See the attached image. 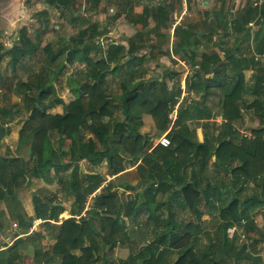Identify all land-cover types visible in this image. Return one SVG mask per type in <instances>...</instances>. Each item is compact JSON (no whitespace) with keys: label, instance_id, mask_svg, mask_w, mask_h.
Here are the masks:
<instances>
[{"label":"trees","instance_id":"trees-1","mask_svg":"<svg viewBox=\"0 0 264 264\" xmlns=\"http://www.w3.org/2000/svg\"><path fill=\"white\" fill-rule=\"evenodd\" d=\"M53 2L58 1L49 0V3ZM256 8L259 7H255V10ZM173 9L172 1L156 7L147 4L137 18L142 23L134 37H143V29L149 27L148 17L155 23L150 27L152 31L158 32L160 27L167 28ZM247 11L248 17L252 9H246ZM40 15L46 21L47 12ZM247 17L240 15L234 18L230 32L238 36L241 42L239 45L236 40V44L228 48L221 46L222 37L228 32L220 33L218 42H213V35L218 34L216 31L209 29L206 34L199 36L191 31L190 26L177 25L170 40L168 30L165 29L163 35L172 42V50L167 49L164 55L174 63V55H179L181 61L191 66L192 73L186 75L184 85L193 99L184 104V99L181 103L178 101L181 93L178 90L179 80H176L172 89H168L165 81L183 73L184 69L178 67L180 65H175V68L165 65L167 70L162 78L144 79L147 71L137 68V65L147 62L148 58L138 55L143 46L134 43L132 38L128 39V48L112 44L107 47L106 54H102L98 43L93 41L94 33L91 32L88 39L86 30L83 29L77 35L64 37L55 45L47 43L39 51L38 43L22 30L18 34L19 41L9 49L2 50L8 54L7 63L15 71L17 65L26 67V58L21 61L25 56L35 55L38 64H34V69L27 73L25 84H20L21 88H16L17 84L15 85V91L22 96V101L0 110V138L5 132L4 127H7L3 120H7L5 116L10 113V116L12 113L15 116L26 113L18 126L21 127L18 134L24 130L29 132L28 138L18 146L17 154L8 157L0 153V202H6L5 207L0 210V231L11 229L10 225L16 226L12 236L14 239L10 243H0V264H20L22 245L26 240L29 247L30 242H33L34 259L40 260V255L41 259L44 258L38 264H135L137 258L142 259V264H167L165 237H159L157 243L152 242L138 248L134 251L135 255L131 251V257L120 263L108 259V254L99 255V248L112 251L115 242L130 241V238H134V241L136 237H143L137 236L139 232L142 233V229L139 225L141 221L135 214L136 209L143 207V204L147 208L150 230L165 226L162 234L169 236V250L183 248V254L173 264H198L194 250L188 246L190 236H193L188 231L191 223L179 218L183 210L189 209L197 221H200L202 214L218 209L222 218L227 219L228 213L232 221L239 222L247 217L249 211L252 212L253 207L260 206L256 202L260 198L264 199V61H254L252 54L254 51L264 54V38H259L257 34L252 37L247 32L250 18ZM37 35L38 33L34 35L35 39ZM244 42L245 45L241 47ZM198 44L204 47H200L203 53L197 59L196 52L200 50ZM217 45L223 55L213 49ZM249 47L251 51L247 57L245 51ZM242 48L245 50L241 52ZM92 49L101 57L90 58ZM240 53L241 56H238ZM41 54L47 63L44 68L41 66ZM80 64H83L82 68ZM121 64L124 65L123 69ZM162 66L160 65L161 69ZM67 67H74L76 70L68 73L65 70ZM252 67L255 72L254 80L249 82L246 71ZM134 72L138 74L135 79L131 77ZM116 76L121 79L113 87L111 79ZM8 79L9 77L4 79L0 92L2 89H9ZM59 79H64L71 93L68 100L64 101L57 94L55 83ZM51 90H55L56 94L49 97ZM0 95L7 97L4 92ZM58 107L61 112L53 111L58 110ZM214 110L224 119L220 130L211 137L206 134L202 141L192 139L187 121H210L216 115ZM143 115H150L153 119L155 133L152 136L140 131ZM246 117L251 121L258 118L263 125L252 128V138L239 135L233 125L235 122L244 123ZM208 124L205 123L204 127ZM7 129L16 130L11 125ZM87 130L98 140L100 147H96V140L87 136ZM165 132L170 144L166 147L153 146L154 139ZM22 148L27 151L25 155L20 154ZM211 156L214 157V167L207 168V161ZM81 159L92 166L105 163L109 175L125 174V180L120 185L127 191L135 189L132 199L125 204L131 221L135 216L131 225H123L119 218V194L111 189L112 183L102 187L105 191L94 196L92 209L88 211V214L94 211V216L91 217L93 220L84 216L82 212L88 195L96 192L105 178L100 174L84 171L79 176L81 167L78 161ZM132 166H135L139 178L145 181L142 194H139L137 186L127 180V175H131L132 170L127 171L125 168ZM187 166L194 167L193 171H187ZM205 168L211 170L205 173ZM31 178L42 179L47 184L56 179L57 183L63 185L66 194L72 193L75 205L71 216L57 223V218L66 210L65 207L59 201L56 203L52 198L46 199L36 193L31 198L32 215L25 211L21 202L14 201L17 191L28 185ZM247 184L250 187L255 184L256 188H253L255 191L247 199L242 200L243 207L240 209L239 195L246 193L244 185ZM165 192L169 193L167 201L161 202L157 207L165 210L168 217L161 218L152 212L150 204L160 203L161 200L155 199V194L162 195ZM149 193H153V196ZM201 204L206 206L205 211H200ZM97 208L102 209L106 215L99 217L94 224L98 216ZM6 213L11 218V223L4 227L1 219L5 218ZM37 220L42 222L46 235L31 229ZM229 224H222L223 229L229 228ZM135 225L140 228L135 229ZM144 225L148 227L146 223ZM174 227H179L180 230H174ZM198 228L199 225L194 227V234ZM44 237L53 239L50 251L43 250L40 243H34ZM228 238L232 240L234 237ZM260 239L262 240L254 238L251 244H243L238 251H233V246L230 249L231 243L225 239V254L234 258L235 263L244 259L249 264H260L262 258L258 256V250H254ZM85 241L88 245L84 246ZM136 242L138 241L134 245ZM74 250H79V253ZM211 264L218 263L212 261Z\"/></svg>","mask_w":264,"mask_h":264},{"label":"rangeland","instance_id":"rangeland-1","mask_svg":"<svg viewBox=\"0 0 264 264\" xmlns=\"http://www.w3.org/2000/svg\"><path fill=\"white\" fill-rule=\"evenodd\" d=\"M171 3V2H170ZM165 3H162L160 5H164ZM109 6H113V4H109ZM114 7V6H113ZM262 7V6H260ZM114 12L109 11L108 9H105V15H103L104 18V23L111 25L110 29H112V27H114L115 31L113 30L111 34L112 37V41H116V43L118 45H123L124 47L128 48L129 45V41L128 39L132 38V41L134 43H136L137 45H141L143 46V48L141 49V51L139 52L138 55H144V57L146 56L148 58V61L145 62L143 64L137 65V68L139 69H143L146 70L145 75H144V79H150V78H162L164 74V71L167 70V67L165 65H171V67H176L175 65L179 64L177 61L176 63H174L173 60H168V57H166L164 54L167 51H171L172 50V42H170V40L163 35L164 29H168L169 26L171 24L176 23L177 21L181 22V17H178V15L176 14H172L170 15V19L169 20V24L167 28H162L160 27L158 32H154L150 29V27H146L145 29H143V37L138 38V37H134V35L136 33L132 32V30L127 29V28H123L122 29V34L118 31V29H120V25L119 28L117 29V26L119 24L120 20H115V22L113 19V14ZM77 17V16H76ZM151 20V19H150ZM149 20V21H150ZM81 22V21H80ZM251 22V21H250ZM249 22V23H250ZM264 22V19L261 21L260 20H256L253 24L249 25L247 24L248 28H251V31L249 29L250 35H252V37L254 36V27L257 25H261V23ZM75 24H80L79 21H75ZM124 24V23H123ZM154 21L152 20V23L149 24L150 26H153ZM66 26V23H58V24H53L50 23V26L55 29V30H59L60 26ZM185 24H181V26H184ZM254 25V27L252 26ZM29 28L31 27V29L36 30V27L33 25V23H28ZM68 26V25H67ZM125 26V25H123ZM170 31V30H169ZM18 32V31H17ZM50 32V31H49ZM171 32V31H170ZM95 33V32H93ZM222 34V32H218L219 36ZM30 35H32V32L29 31ZM264 34V33H262ZM170 35H173V32L170 33ZM235 35H233L232 33L227 35L228 40H231ZM52 38H54V42H57V39L53 36H51ZM225 37V36H224ZM222 37V38H224ZM172 38V37H171ZM221 38V39H222ZM11 41L13 42L15 40V42H18V36L17 39L16 37H11L10 38ZM219 39V37H216V40H213V42H216ZM169 40V41H168ZM166 41V42H163ZM41 46H43L42 43H40ZM114 45V44H113ZM198 52H196V58H199V55L203 53V50L200 48L201 44H198ZM204 47V46H203ZM202 47V48H203ZM243 47V45L241 46ZM220 47L217 46L216 49L218 50L217 52H220ZM254 49H256V46H253ZM37 49H39V51L41 50V47L37 46ZM212 49V48H211ZM215 49V48H213ZM215 49V50H216ZM245 48H242L241 52L244 51ZM202 51V52H201ZM251 51V47H249L248 51H245L247 53V57L248 54ZM0 56H1V61H0V87L4 81L5 78L9 77V89L5 90L2 89L0 94H2L3 92L5 93V95L7 97H3V95H0V110L1 108L4 109H8L10 107H13V105L20 103L22 101V96L17 93L15 91L16 88H19L20 84H25V76L27 75V73H30L33 69H34V64L37 65L38 61L36 59V56H25L21 61L25 60L26 62V67L25 66H20L18 67L17 65V69L15 71H13L12 67L7 63L8 61V54H5V51H1L0 50ZM220 55L222 54V51L220 52ZM41 66L44 68L45 65H47L46 61L43 58V55L41 54ZM176 57H180L179 55H174ZM238 56H241V53L238 54ZM163 59H162V58ZM176 57H174L176 59ZM19 61V63L21 62ZM162 61V62H161ZM165 64H164V63ZM23 63V62H21ZM186 65V71H188V73H192L191 72V66H189V64L186 62L184 63ZM114 64H112L113 66ZM160 65L162 66V69L160 67ZM124 65H120V67L123 69ZM131 66V64H129V67ZM178 66V65H177ZM180 67V66H178ZM183 68V67H180ZM65 70H67L68 73L73 72V70H76V68L74 67H67ZM247 72V71H246ZM255 74V73H254ZM254 74H252L250 77H248V81H253L254 80ZM125 78H128L127 74H124ZM138 74L137 72H134L133 75L131 77H134L133 79L137 78ZM185 73H179L178 76L174 77L173 79H165L166 81V85L168 87V89H172V87L175 86V84L177 83L176 80H179V86H178V90L181 91L180 93V97L178 98V101L181 103V101L183 100V103H188L191 99H193V95L191 94L188 95V93L186 92L185 89ZM121 77L119 78L118 76H116L115 78L111 79V85L113 87L118 85V81L120 82ZM17 84V87L15 88V85ZM55 86L57 87V94L60 97H63L64 101L68 100L69 97L71 96V93L69 91V89L66 87L64 79H59L56 83ZM22 86H20L21 88ZM118 91L119 88H117ZM117 91V92H118ZM51 95L49 97H52V95L54 96V94H56L55 90H51ZM196 97H198V95H196ZM72 98V97H71ZM70 98V99H71ZM50 99V98H49ZM179 106V105H178ZM175 107V109L178 108ZM185 107V106H183ZM16 108V107H15ZM22 108V107H21ZM59 108V107H58ZM57 108V109H58ZM53 111H58L61 112L60 108L58 110H53ZM215 114L214 117L209 121V120H198L196 122L191 121L190 124L187 123V125L189 126V128L191 129V135H192V139L194 140H199L202 141L203 138H205L206 134L208 135V137H211L214 133H217L222 124L224 119L222 118V116L220 115V113H217V110H214ZM252 114V112H247V114ZM11 114V113H10ZM10 114H7L5 117L7 120H3L5 123H7L8 125H11L12 129H16L14 131H17L21 128H19L18 126H20L21 120L24 117L23 114L22 115H18L15 116L14 113H12V115L10 116ZM117 115H120L118 112H116ZM26 115V113L24 114ZM176 115V112H175ZM174 115V116H175ZM1 116V114H0ZM10 117V118H9ZM13 117V118H12ZM250 118L246 117V121L243 122H235L234 128H236L238 130V132L240 133L239 135L242 136H247L252 138L251 135V131L252 128L255 127H262L263 125L259 123L258 118L257 120L254 122V125L252 124L251 120H249ZM252 119V118H251ZM143 120V126L140 128V131L152 136L153 133H155V125L153 122V119L151 118L150 115H143L142 117ZM205 123H209L206 127H204ZM18 127V129H17ZM6 128V127H4ZM87 135H90L89 131L87 130ZM28 131L24 130L22 133L20 132V134H16L17 138H13V139H6L4 141L0 140V147L5 149H1L0 148V153L1 155L4 156H12L17 154L16 150L18 149V146L22 144L23 141H25L28 138ZM166 133V132H165ZM92 137V136H91ZM264 137V136H263ZM93 139H95L94 137H92ZM96 147L98 148V145H96ZM7 150H9L10 152L8 153ZM27 151H25L23 148L20 151V154L25 155ZM33 158H35V156H32ZM214 157L211 156L208 161L207 164H210V167H214ZM78 165L81 167V170L78 172L79 176L81 175V173L84 172H90V173H97L100 174L102 176H104L105 181L102 183L101 187L94 193L88 195V199L85 203V209L82 212L84 214V216L86 215L87 217H93L94 216V211L91 214H88V211L92 209V202H93V198L95 195H97L98 193L105 191V188L102 189V187H106V185L108 183H112L113 187L111 188L112 190H116L117 193L119 194V202H120V208H119V218L122 221L123 225L129 226L132 224V221H134L135 216L133 218V220L131 221L130 217L127 216L128 215V210L125 206L126 203H129L130 200L132 199L134 193H135V189L134 190H130L127 191L126 189L123 188V186L120 185L121 182H123L125 180V174L123 175H109L107 173V168L105 163L96 165V166H92L90 165V163L84 159H81L78 161ZM194 167H189L187 166V171L191 172L193 171ZM133 169V170H132ZM125 170H132L131 171V175H127V180H130V183L134 186H137V189L139 191H143L144 187H145V181H141L139 178V174H136L135 172V166L134 167H128L125 168ZM208 173V172H205ZM219 181V179H218ZM225 181H226V177H225ZM256 188L255 184H251V187L249 186V184L244 185V189H245V194L243 192L244 195H239V198L241 200H239L238 203V208H242L243 205H241L243 202L242 200H244L245 198L247 199V197H249L253 191H255ZM258 190V189H257ZM256 190V191H257ZM65 190L63 189V185L60 183H57V180L54 179L52 183L46 184L45 182H43V180L41 179H32L31 182L26 185L25 187H23V189H20L17 191L16 193V200L14 201H19L22 203L23 208L25 209V211L27 213H30V215L33 214V210L30 206L31 203V198L33 193H36L37 195H41L44 196L46 199H53L54 202L57 203V201H59L64 207H65V211L62 212L58 218H57V223L61 222L65 217H70L71 216V212L72 209H74V205H75V196L72 193L66 194L64 192ZM260 192V191H259ZM130 193V194H128ZM169 193H164V194H158L156 196V200H161L160 203H156V204H150V208L152 210L153 213L159 215V217L161 218H167L168 215L166 213L165 210H160L157 205L161 204V202H166L167 201V197H168ZM242 194V193H241ZM156 195V194H155ZM260 198V197H259ZM261 200L259 202H256V204L258 203L257 208L253 207L252 212H248V215L245 219H240L239 222L236 221H232V219L230 218V215L227 213L226 215L228 216L227 219L222 218V214L220 212L219 214V210L216 209L215 211L212 212H206L205 214H203L200 217V221H197L195 215L193 212H191L189 209H185L183 210L180 214H179V218L183 221H185L186 223H191L190 225V230H188L193 236H190V241L188 246L190 245L192 247V249L194 250L195 253V257L198 261V264H211L212 261L217 262L218 264H249L248 260H240L239 262L235 263L233 261L234 258L230 257V255L225 254L226 248L224 247V243L225 242H230V249L233 246L232 250L233 251H238L240 249V247L247 243L248 245L251 244V241L254 238H262V240L260 239L258 243L255 244V249L254 250H258L259 253H264V199L260 198ZM262 201V202H261ZM156 202V201H155ZM246 205H248L246 203ZM200 211H205V205L203 206V204L200 205ZM4 203L0 202V210L2 208H4ZM95 210V209H94ZM147 208L145 207V205L143 204V207H139L138 209H136V215H137V219L139 221H141V223H139V225H141V228L138 227L137 225L134 226L135 229L140 228L142 229V233H138L137 236L139 235H143V237H136L133 241L134 238H130V241L128 240H123V241H119V242H115L113 244V249L112 251L107 249V248H99L98 252L100 256H103L105 254L107 255V258L110 260H114V262L116 263H120V261L122 260H126L127 258L131 257V251H133L132 255H135L134 251H136L138 248L143 247L149 243L155 242L157 243V241L159 240V237L163 238L165 237L167 240H169V236L168 235H163L162 232H165V226L161 227V228H155L150 230L151 227H149V220H148V213H147ZM239 210V209H238ZM140 211V213H139ZM97 212H98V216L97 219L94 220V224H96L99 220V217H104L106 214L102 211V209L97 208ZM10 218V217H9ZM153 220H155V218H152ZM152 219L150 220L151 225L153 224ZM3 221V226H7L8 224L11 223V218L7 219V218H2L1 219ZM89 220H93L92 218ZM148 220V221H147ZM175 220V219H174ZM147 224L148 227H145L144 224ZM228 223H230L229 228L227 229H223V225H227ZM199 225V228L197 229V232L194 234L195 229L194 227ZM250 226H252L251 228H249ZM11 227V231L9 232L8 229L5 228L4 233H8L7 236H3V238L0 237V241L4 239V241L6 242H11V240H13L14 238L13 233L16 230V226H12ZM225 228V227H224ZM33 231L38 232L41 235H46V232L44 230V226L42 225V222L40 220H37L34 222L32 228ZM164 230V231H163ZM174 230H180L179 227H174ZM3 233V232H2ZM1 234V233H0ZM30 234V233H29ZM28 234V235H29ZM145 235V236H144ZM234 237L231 239H229L228 237ZM160 238V239H161ZM225 239L227 241H225ZM141 240V241H140ZM166 240V246L168 248V254H167V264H173L182 254H183V248H176V249H170L168 247V241ZM136 242V244L134 245V242ZM263 242V243H262ZM31 246L29 247V243L28 240L25 241V244L22 245V256L20 259V264H38V262L40 260H44V258L41 259V256L39 257L40 260H35L33 257V242H30ZM34 243H40L41 247L43 248V250L46 251H50L52 243H53V239L52 238H48V237H44V239L40 240V241H35ZM85 245H88V242L85 241L84 243ZM74 252L79 253V250H74ZM56 259H59V257H57ZM263 259V258H262ZM261 259V261H262ZM142 259L141 258H137L134 263L135 264H142ZM261 264V263H260Z\"/></svg>","mask_w":264,"mask_h":264},{"label":"crops","instance_id":"crops-1","mask_svg":"<svg viewBox=\"0 0 264 264\" xmlns=\"http://www.w3.org/2000/svg\"><path fill=\"white\" fill-rule=\"evenodd\" d=\"M57 1L58 2L49 3V0H27L26 2H24V4L27 5V11L24 12L23 14H20L21 11L20 9L22 8L21 0H0V32L7 31L10 38L16 37L17 39L18 34L22 30H25L27 34L29 33V31H31L32 35L29 34L30 38L33 41H35V43L36 42L39 43V46L42 48L47 43H51V45H55L56 43H59L61 39H64V37L77 35V33L80 30L85 29L87 33V37L91 34V32H95L93 41H95V43H98V48L101 49L100 51L102 52V54H106L107 47L112 44L116 46L117 43L116 41H112V37H111V34H113L112 31L113 30L115 31L114 27H112L113 30H111L110 29L111 25L104 23L103 15H105V9H108L111 12L115 11V13L112 16L114 17V21L112 22H115L117 18H118L117 20H120L117 29L119 28L120 25V29H118V31L121 34L123 32L122 31L123 28L130 29L134 33H136L141 29L142 22H139L137 18L142 14L145 6L139 3H132L124 0H57ZM109 4H113L114 7L109 6ZM235 8L236 11L233 13L231 9H235ZM249 8L252 9L251 14L253 15L251 16L250 14L247 17L248 11L246 12V9L248 10ZM44 11L47 12L46 21L44 17L40 15ZM172 14H176L178 15V17H181V22L185 24L184 27L186 25L190 26L191 31H193L194 33H198L199 36L206 34L209 29H210L209 31H216L217 33L223 32L225 34L226 32H228V34H230L232 33L230 32L231 30L230 27L236 16L238 17L240 15H244V17L247 18L250 17L249 22L250 21L251 22L249 23V25L253 24L256 20H260V18L262 21L264 19V2L262 4V7L256 8L255 10V7L253 8L250 4L247 3L244 4L243 2V4L238 5V3L234 2V0H208L206 2L205 1L203 2L201 0H187L185 6H183L180 3H174V9L172 11ZM76 19L77 21H79L80 24H75ZM135 19L137 21H134ZM220 19L221 21H219ZM29 22L33 23V25L36 27V30L31 29L32 26L29 28L28 26ZM147 22L148 25L151 24L152 18L148 17ZM50 23L53 24L66 23L68 26L59 25L60 29L55 30L50 26ZM263 23L264 22H262L261 25H257L255 27L254 25H252L255 29L254 35L257 34V36L261 39L264 38V34H262L264 33ZM149 27H153V26L149 25ZM249 29L251 31V28L246 27L247 32L250 34ZM167 30L170 36L169 28ZM36 33H38L37 39L34 38L35 37L34 35ZM227 35H225V37L223 38V43L221 44L223 48L234 46V44H236V40H238L240 45L241 40L238 39L239 38L238 36H235L236 38L233 37L231 40H228L226 39ZM51 36L57 39L56 43L53 40L54 38H52ZM217 36H219V34L215 33L213 35V40H216ZM169 38L170 40H172L171 36ZM17 40L19 41V38ZM202 40L203 39L201 38L200 41ZM40 43H42L43 46H41ZM212 45L214 46L213 42ZM244 45L245 42L243 43V46ZM200 47L203 46L200 45ZM216 51L218 50L216 49ZM248 55L250 56V54ZM89 56L92 59H97L101 57L99 56V54L96 53L94 49L91 50ZM176 59L181 60V57H176ZM82 67L83 64H80V68ZM254 73L255 72L253 67L248 68L246 72V78L250 77ZM256 120L257 118H254L251 121L253 125ZM191 121L193 120H188L187 123L190 124ZM196 121L198 120H194L193 122ZM7 127L4 128L5 132L1 136L0 140L4 141L7 138L16 139L17 138L16 134H18V132L7 129ZM0 148L5 149L6 147L4 148L0 147ZM207 168H210V164H208ZM207 168H205L207 172L208 170H211ZM142 193L144 192L139 191V194ZM150 194L153 196V193H149V195ZM2 203H4L5 206L6 202H2ZM28 214L30 215V213ZM8 217L9 216L6 213L5 218ZM8 230L9 232L11 231V229ZM4 231L5 229L0 231L1 238H3V236L5 237L8 235V233H4ZM1 242H6V241H4L3 239L0 241V243ZM258 256L260 258H263L262 261L260 260V263L264 264V253L258 252Z\"/></svg>","mask_w":264,"mask_h":264},{"label":"built area","instance_id":"built-area-1","mask_svg":"<svg viewBox=\"0 0 264 264\" xmlns=\"http://www.w3.org/2000/svg\"><path fill=\"white\" fill-rule=\"evenodd\" d=\"M129 1H139V2H141V3H149V4H151V5H153V6H159L160 4H162V3H165V2H170V1H172V2H175V3H180V4H182L183 6H185V4H186V1L187 0H129ZM201 1H208V0H201ZM234 2H237L238 3V5H241V4H243V2H244V4L245 3H247V4H250L252 7H260V6H262V4H263V2H264V0H234ZM21 11H20V14H23L24 12H26L27 11V6L26 5H24V4H22V8L20 9ZM231 11L234 13L235 11H236V8L235 9H231ZM182 23H180V22H176V23H174V24H171L170 26H169V30L171 31H169V33H172V32H174V30H175V27L178 25V26H180ZM3 35L5 36V32L3 33ZM171 37H173V35H170ZM252 56H253V58H254V61H259L260 59L261 60H264V54H257L255 51L253 52V54H252ZM177 60V62L179 63V64H177V65H180V67H183V69H184V73H185V76L188 74V71H186V65L184 64V62L183 61H181V60H179V59H176ZM175 115V114H174ZM173 115V118H175V116ZM153 146H156V145H161V146H164V147H166V146H168L169 144H170V140H169V138L166 136V133H164L163 135H161L160 137H158V138H156V139H154V141H153Z\"/></svg>","mask_w":264,"mask_h":264},{"label":"clouds","instance_id":"clouds-1","mask_svg":"<svg viewBox=\"0 0 264 264\" xmlns=\"http://www.w3.org/2000/svg\"><path fill=\"white\" fill-rule=\"evenodd\" d=\"M27 0H21V2H22V4H24V2H26ZM124 1H128V2H132V3H139V4H141V5H144V6H146L147 4H149V3H141V2H139V1H129V0H124ZM171 2V1H170ZM175 2H173V4H174ZM24 5H26V4H24ZM151 5V4H150ZM27 6V5H26ZM151 6H153V5H151ZM156 7V6H155ZM5 32V36L3 35V33ZM15 43V40L12 42L11 41V39H10V37H9V34H8V32L7 31H2V32H0V45H1V51L3 50V49H9L13 44ZM245 54V53H244ZM177 61V60H176ZM4 126H7V124H4ZM88 137H91V135H87ZM92 137H94V136H92ZM91 137V138H92ZM94 140H96L97 142H98V140L95 138ZM96 142V143H97ZM97 145H98V147H100V145H99V142L97 143ZM32 179H39V178H31V180ZM21 189H23V188H21ZM20 190V189H19Z\"/></svg>","mask_w":264,"mask_h":264}]
</instances>
